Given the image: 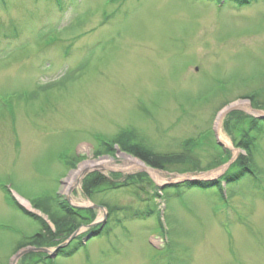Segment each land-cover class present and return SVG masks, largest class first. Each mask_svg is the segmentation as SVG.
<instances>
[{"label":"rangeland","instance_id":"1","mask_svg":"<svg viewBox=\"0 0 264 264\" xmlns=\"http://www.w3.org/2000/svg\"><path fill=\"white\" fill-rule=\"evenodd\" d=\"M255 94L264 107V0H0V264H264ZM233 106L248 121L223 119L224 149L218 120ZM243 130L253 174L198 188L223 177V152L247 155ZM122 133L126 146L188 162L134 170ZM102 159L108 169L71 181ZM94 173L115 187L89 199ZM61 204L78 235L45 248L49 261L17 260L45 225L55 230Z\"/></svg>","mask_w":264,"mask_h":264},{"label":"trees","instance_id":"2","mask_svg":"<svg viewBox=\"0 0 264 264\" xmlns=\"http://www.w3.org/2000/svg\"><path fill=\"white\" fill-rule=\"evenodd\" d=\"M233 1L236 2L237 0H233ZM238 1L242 4L247 3V0H243L242 2L241 0H238ZM249 1L250 0H248V2ZM70 77H72L71 74H70ZM70 77L68 79H71ZM57 86H61V85L57 84ZM54 87H56V85H53V86L50 85V87H46L43 90H50V88H54ZM254 96L255 98L253 97L254 99H251L253 101V107H255L256 109L263 110L264 109L263 105H258L255 101L256 94ZM230 116H232L233 118H236L239 123L248 121V119L243 118V114L240 112H233ZM257 122H258L257 120H251V122H249V128L250 129L255 128L257 125ZM247 133L248 131L243 130L240 135L241 140L239 139V141L237 142V147L241 148L247 155L240 156L237 159V161L230 166L228 171L223 175V177L219 181L212 182L213 184L211 185L210 183L208 184L199 183L200 185L197 186L198 188L207 189V187L209 188L220 187L223 180L226 181L227 183H235L241 180L242 178H244L245 176L253 174V162H252L253 159L251 160V158H254V148H253L252 139H250L247 136ZM126 134L127 133H122L117 138V141H116L117 144L126 153L133 155L134 157L140 159L142 162L146 163L148 166L152 168L164 170L166 169V166L176 165V164L186 165L185 163L188 162V158L185 155H177V156L155 155L137 146H134V147L126 146V144H128L125 140ZM108 152L112 153L114 152V150L110 148ZM221 155H222V158L220 159V161L222 165L227 164L232 159V156L229 153L223 152ZM218 163H219V159H218ZM133 180L134 179H132V181ZM114 183H115L114 180L110 181L105 176L98 174V173H94V174L89 175V177L85 179L83 183V192L89 199H92V195L94 192L107 189L109 187L114 188L115 187ZM187 185L190 186L189 183H187L186 186ZM191 186L195 187L194 185H191ZM36 208H39V206L36 205ZM63 211H64L63 218H61L60 220L53 221L55 225L54 231L50 227L45 225L44 230L40 232L39 234L33 236L31 240L29 241L30 244L28 245L31 247L37 248V249H43V248H47L50 246H58L59 242L61 243V242L68 240L79 229L81 225H80V222L77 221L76 215L73 213L71 209H69L67 206H64ZM138 216H141V214H138ZM72 253L73 251L67 252L66 254L69 256H72L73 255ZM46 256L47 255L42 254V253L31 252L27 254L23 258V260H27L29 258L41 259ZM45 260L49 261L50 258L46 257ZM50 264H52L51 261H50Z\"/></svg>","mask_w":264,"mask_h":264},{"label":"bare ground","instance_id":"3","mask_svg":"<svg viewBox=\"0 0 264 264\" xmlns=\"http://www.w3.org/2000/svg\"><path fill=\"white\" fill-rule=\"evenodd\" d=\"M241 105L244 108L246 107V105H244L243 103ZM225 111L220 114V117H219V120H218V125H217L218 126V128H217L218 129V139H219V141L224 146H226V147H228V148L231 149L232 148V144L230 143V140L224 135V133L222 131V125H221L222 124V121L224 119V115H225L224 113H225ZM236 154H238V152H236ZM122 156L125 157L128 161H130L129 163H130V167L132 169H134V170L147 171V172H149L150 174H152L154 176V172L151 171L150 169H148L143 162H141V161H139L137 159H133V158L127 156V155H122ZM108 168H109V164L106 161V159H102V160H99V161H89L87 163H84L80 167V169L75 173V177H73L74 179L72 178L71 181L72 182L73 181H78V183H79L82 180V178H84V176L86 175V173H88L89 171H92V170H102V169H108ZM218 175H220V173ZM71 181L68 184V187L71 186ZM22 203L26 207L29 206L28 203H25L23 201H22Z\"/></svg>","mask_w":264,"mask_h":264},{"label":"water","instance_id":"4","mask_svg":"<svg viewBox=\"0 0 264 264\" xmlns=\"http://www.w3.org/2000/svg\"><path fill=\"white\" fill-rule=\"evenodd\" d=\"M234 111H241V108H239V107H237V106H233V107H230V108H228V109H226V111H225V115H224V118L227 116V115H229L231 112H234ZM254 112H258V113H260L261 115H260V119H262V120H264V114L262 113V112H260V111H254ZM219 145L221 146V147H225L221 142H219ZM233 161L234 160H232L229 164H227L226 165V167H228L230 164H232L233 163ZM95 209H97L98 208V206H95L94 207ZM78 235V232L72 237V238H75L76 236ZM63 247H65V245H63ZM60 248H62V247H60ZM30 252H37V253H46V254H49V250H47V249H32V250H30V251H24V252H22V253H20L19 255H17V260H19L20 258H22L24 255H26V254H28V253H30Z\"/></svg>","mask_w":264,"mask_h":264}]
</instances>
